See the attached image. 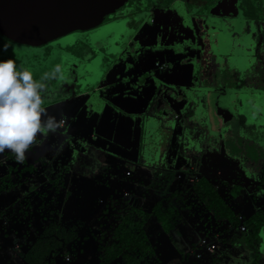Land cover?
<instances>
[{
  "label": "rangeland",
  "instance_id": "374dc122",
  "mask_svg": "<svg viewBox=\"0 0 264 264\" xmlns=\"http://www.w3.org/2000/svg\"><path fill=\"white\" fill-rule=\"evenodd\" d=\"M170 2L171 0H164L163 2L159 0H111L101 13L94 15V17L88 20L75 23L74 29H90L99 23L98 18H104L102 13H105V16L107 15L106 11L119 10L126 7H130L131 10H135L136 8L145 9L143 15L144 21L139 29L141 32H136L138 35L132 41L131 47H135L138 43L139 46L141 45L140 41L144 39L140 37L150 36V41L148 40L147 42L150 48L144 49L139 47L137 51L141 55L142 64H145L144 59L146 58V54L151 53L153 75L152 78L149 75L137 78L135 81L138 84L137 87L132 91H123L122 93L119 91L120 94L117 93L116 96H114L115 92L112 89V92H106V95L98 93L101 89H94V91H90V93L74 101L66 102V104H54L47 108V112L55 116L57 121H60L63 115L64 123L57 129L56 133L62 136L65 140L64 144L68 145L69 149L66 158H76V155L72 154V144H70L72 141L70 140L71 131L69 129L72 128L76 129L78 133L83 134L85 140L88 142L91 141L90 139H93L99 145L98 147L106 149L107 155H109L108 159L111 161L114 169L118 163L117 171L119 173L115 180L110 184H104L100 192L93 197V201L98 203L99 213L92 223V228L88 227L85 229L84 227L85 230H82L81 236L73 242V244L79 247V253L75 255L74 264H98L96 256L98 241L95 234L100 236L104 225L106 224L105 229L108 228L114 221V213L121 210L122 202H119V197H117L118 193H120L119 189L122 191L127 188L129 191L138 192L141 189L138 180H142L146 184L149 180V172L156 171L152 166L149 169L146 168V164H143L140 160L146 161L145 158H149L153 165H156L165 149L169 150L176 128L182 133L186 130L188 134H191L195 138L197 134L195 128L203 127L206 129L205 125H207V131L213 133L212 140L218 139L216 138L218 131L219 137H221L219 129L220 111L222 112L224 107L229 104L224 101L228 99V94L223 93L226 92L223 88H226L235 81H264V3L257 5L255 2L252 8L253 5L248 1L216 0L214 5H210L208 8L202 6L201 10L203 12L211 10L210 13L214 15V19L220 24V29L229 34L228 42L222 49L218 45L210 53L205 52L201 62L197 55L190 57L187 63L184 61L185 68L182 69L175 62H172V67L165 68L163 64H169L173 59L185 55L182 52L179 55L177 54V49L181 51L179 47H176L180 37H177V34L173 36V34L178 27L181 30L188 24V14L190 12L192 14L195 13L197 8L193 7L190 11L188 5L184 4V2ZM144 3L145 5H143ZM160 6L164 7L160 8ZM123 12L128 13L125 9ZM191 19H194V17H191ZM256 23L260 25L258 26L261 29L258 27L253 29ZM64 29L65 27L59 28L60 31ZM210 32H212L211 36L215 35V32ZM48 33L51 34V32ZM46 36L44 33L36 35L35 39L26 37L24 45L39 44L44 41ZM181 39L185 38L181 37ZM11 49L15 50L14 48ZM200 52L201 49L199 47L197 54H200ZM31 56L36 58V54ZM67 56V52L62 53L59 50L51 63L54 66H61L64 63V58ZM170 68L172 69L170 70ZM48 73H51V71ZM106 83L107 81L104 80L101 85ZM207 84L209 85L208 90L193 93L194 86L204 87ZM119 89H126V87ZM107 97L110 103L107 102ZM238 98L239 100L241 99L240 97ZM206 100L207 105H205ZM191 101L192 103H190ZM89 102L95 104L91 114L89 116L80 115L84 113L82 110ZM198 102L200 103V110H197L199 113L196 114L197 119H194L191 118L192 109ZM189 111H191V114ZM242 111L243 109L238 107V113ZM206 113L208 115L207 118ZM149 117L151 118L150 121L148 120ZM158 118H161V120H158ZM79 121L82 122L79 123ZM94 125H96L95 128ZM143 130H151L150 133L152 134L149 137L145 134V144L149 154V157L144 155L145 158L138 154L143 151L140 138V133ZM158 131H163L165 133L164 137L161 138L158 135ZM49 134L47 135V139L42 141H47L48 139L50 141L52 135ZM202 136L207 137L206 134ZM41 139L42 137L38 136L37 144L33 146L35 149L34 157L42 155L41 150L44 145L41 148L38 146ZM212 140L207 141V143L210 141L212 143ZM218 148V146H215L214 149L210 148L207 144L201 147L207 157H204L200 164L197 161L198 165L194 167V170L199 174L210 177L213 183L219 184L220 192L223 193L233 182H238L236 178L238 174L235 166L228 158H225L222 154H212L214 150L218 152ZM26 153L30 154L29 150ZM4 155V153L0 154V175L4 173V170L6 171L9 162L8 158ZM98 155L101 161L103 155L101 152ZM176 164V169L178 167L182 169L177 170L176 175L180 182L188 176L193 166L191 164L187 165L181 154L177 156ZM186 168H188L187 174ZM36 173L39 174L40 170L37 169ZM127 173L129 174L127 175ZM62 175L73 182L81 183V187L72 188L71 186L73 195H71L70 199L72 201H75L74 199L77 197L76 195L79 191H84L87 194L88 191H95L96 189V187H83L84 181H88L91 173L78 174L77 172H72L70 167L69 170H63ZM133 179L135 180L133 181ZM226 181H228L227 185L223 184ZM44 189L49 192L52 191V188L49 187ZM113 189L115 190L114 198L109 196ZM40 192L42 191L40 190ZM5 194L0 195V212H2L0 213V264H25L23 254L36 239L38 232L42 231V225L45 223L42 215L47 214L45 210L34 213L33 208L29 207L30 214L26 213L22 215L18 209L23 202L10 204L14 195L11 193ZM259 194V200H255L254 202L252 193L245 191L239 199L235 200L237 202L234 201V207L238 211L239 218L243 217L245 219V217H248L260 207H264V192H260ZM48 197L49 195H44L43 192L42 195L38 197L32 196L31 199L36 203L37 201L46 200ZM58 198L61 199L62 195ZM134 198L137 199L138 196L134 195ZM54 203L55 201H52L50 205L55 206V208L59 207V204L55 203V205ZM73 205L76 204H72L65 211L74 210L75 206ZM102 210L106 212V215H104ZM190 221L194 226L195 232L197 231L196 226L198 222H200L199 227L203 230V233H198L199 239L197 242L195 241L198 247L212 252L216 249V243L221 245L219 255L224 253L221 256L223 264L231 263L232 259L237 255L239 256V254H241L243 259L248 257L246 251L241 249L239 251L233 250L229 246L231 239H234L236 236L233 231L235 230L233 225L229 223L226 225L224 223L222 226H219L218 222L208 220L206 215L204 213L199 214V211L193 213ZM209 227L212 231L211 237H207L208 235H206ZM237 227H239L240 231H246L247 229L243 221L240 224L238 223ZM171 234L172 232L167 233L165 231L159 234L158 241L156 242L157 249L155 256L150 259L151 264H176L177 260L180 261L179 264H190V258L181 259L182 255L178 248V237L182 240L183 235H174V239H172ZM225 239L228 241H225ZM86 241H90L91 245L87 246ZM210 244L214 245L213 249L209 247ZM207 247L212 249V251L208 250ZM189 251L192 252V248ZM198 255L199 251L193 252L191 257ZM78 257L80 260H78ZM62 263V258L57 256L55 264Z\"/></svg>",
  "mask_w": 264,
  "mask_h": 264
},
{
  "label": "trees",
  "instance_id": "16d2710c",
  "mask_svg": "<svg viewBox=\"0 0 264 264\" xmlns=\"http://www.w3.org/2000/svg\"><path fill=\"white\" fill-rule=\"evenodd\" d=\"M214 1L216 0H209V3H214ZM242 1H248L253 5L252 8L254 7V0ZM199 4V1H195L192 5L197 7ZM143 18L141 16V19ZM258 25L256 23V27L253 29L257 27L261 29ZM137 26L138 24H134V27ZM137 85L135 81H124L113 86L112 90L122 93L123 91H132ZM121 87H126V89L120 90ZM208 89V84L204 87L194 86L193 93ZM223 89L226 91L223 93L228 94V99L224 101L229 104L224 107L222 112L220 111L219 129L221 137H219L218 131L216 134L218 139L212 140L213 133L207 131V125H205L206 129L203 127L195 128L197 131L195 138L186 130L182 133L176 128L169 150L165 149L163 155L158 159L159 162L153 165L149 158L144 157V155L149 157L145 144V134L148 137L151 136V130H143L140 133L143 151L138 154L146 160H140V162L146 164L145 167L148 169L150 166L154 167L156 171L149 172V180L146 184L142 180H138L141 186L140 191L132 192L125 188L129 191L128 194L119 196L118 201L122 202L121 210L114 213L112 224L106 229L105 224L104 228L101 229L100 236L96 235L98 264H151L150 259L156 253L158 236L163 231L172 232V239H174V235H183L182 240L178 237L181 259L190 258L191 254L188 250L190 247L194 248V251L201 250L198 256L189 259L191 260L189 261L190 264H223L221 256L224 253L219 255L221 245L216 243V249L210 252L196 244L199 239L198 233H203V230L199 227L200 222H198L195 232L190 220L193 213L198 211L199 214L204 213L208 220L218 222L219 226L224 223L234 226L235 230L233 231L236 236L231 239L232 242L230 241L229 246L233 250L246 251L248 257L243 259L239 254L229 264H264V207H260L245 219L238 217V211L234 207V203L237 202L235 200L239 199L243 192L252 193L254 202L259 200V193L264 192V81H235ZM238 97L241 99L239 100ZM107 100L109 101L108 97ZM196 105V112L191 115V118L194 119H197L196 114L199 113L197 110H200V103L198 102ZM205 105H207V100ZM94 107L95 104L89 102L83 108L84 113L82 115L89 116ZM238 107H241L243 111L238 113ZM189 112L191 114V111ZM159 119L161 120V118ZM148 120L150 121L151 118L149 117ZM71 132L75 134V130ZM50 134L52 135L51 142L49 139L42 141L47 139V137H42L38 143L40 148L44 145L40 156L34 157L35 149L32 147L29 149L30 154L26 153L25 159L21 163L16 160L11 152H4L9 163L8 172L0 177V195L6 192L14 195L10 204L24 200L18 209L22 215L26 214L29 207L33 205L31 197H38L43 192L44 195H49L47 201L41 200L43 203L49 204L56 201L60 195L62 198L57 199V201L65 203L67 207L70 204L82 206L80 204L83 202V209L80 214L76 215L77 225L70 233L72 237H75L93 218L98 216V203L93 201V197L97 193H94L93 190L88 191L87 199L82 196V191H79L75 201H72L70 199L73 195L71 186L72 188L81 187V183L65 178L62 175L63 170H69L71 167L72 172L78 174L91 173L88 181L85 179L86 182L84 181L83 187L92 188L100 182V177L97 178L98 175H104L102 178L106 184L115 180L118 174V163L114 169L108 159L107 151L94 143L93 145H81L82 151L76 154L79 156L78 158L73 157L71 161L62 162L60 158H66L69 148H67V144L60 141L63 137L58 133ZM76 134L79 135V133ZM204 134L207 137L202 136ZM158 135L162 138L165 133L158 131ZM209 140H212V143L211 141L207 143ZM205 144L213 149L218 146V152L214 150L212 154H222L230 160L237 170L238 182H233L223 193L220 192L219 184L213 183L210 177L194 170V167L198 165L197 161L200 164L202 159L207 157L201 149ZM148 147L150 146L148 145ZM99 152L103 155L101 161L99 160ZM179 154L185 159L187 165L193 166L188 176L180 182L176 175L177 170L182 169L180 167L175 168ZM37 169L40 170L39 174L36 173ZM186 170L187 174L188 168ZM12 176L16 181L11 180ZM227 182L223 184L227 185ZM47 183L48 186L41 187ZM46 187L52 188V191L45 190ZM134 195H137L138 198H134ZM109 196L114 198V191ZM103 210L102 212L106 215ZM85 211L88 212L85 213ZM56 214L58 221H60L61 217L63 218V212ZM242 221L246 225V231H240L237 227L238 223L240 224ZM54 227L59 233L57 224L52 221L43 227L41 233L37 234L36 239L23 254L25 264H55V256L58 254L61 245L67 243L69 239L66 237L62 242L58 241L53 233ZM206 235L211 237L210 227ZM225 241L228 240L225 239ZM179 263L180 261L177 260L176 264Z\"/></svg>",
  "mask_w": 264,
  "mask_h": 264
},
{
  "label": "flooded vegetation",
  "instance_id": "af4514ba",
  "mask_svg": "<svg viewBox=\"0 0 264 264\" xmlns=\"http://www.w3.org/2000/svg\"><path fill=\"white\" fill-rule=\"evenodd\" d=\"M159 1L163 2L164 0ZM173 1L181 3L184 2V4L188 5L190 11L193 9V7H196L192 5L195 1H199L200 4L196 7L197 10L195 13L192 14L190 12L188 14L187 23L189 25L187 24L183 29L177 31L176 33L177 37H180L179 43L176 44V47L181 49V51L177 49V54L179 55L182 52L185 53V55L173 59L171 62H169V64L164 63L163 67H172V62H175L178 67L184 69V61L187 63L190 57H195V55H197L198 58H200L199 61L201 62L205 52L210 53L212 49H216L218 45L220 49L226 46L229 34L220 29V24L214 19V15L210 13V9L206 12L201 10L202 6H206L208 8L210 5H214L215 1L214 3H209L207 0H171L170 3ZM254 1L257 3V5L264 3V0ZM143 5H145V3ZM162 7L164 6H160V8ZM124 9L125 11H128V13L123 12ZM112 11L115 12L112 13ZM144 11L145 9L141 10L140 8L131 10L130 7L106 11L107 15L105 16V13H102L104 18L101 19L97 25L91 27L90 29L70 30L64 35L62 34V36L60 35L59 37L52 38L48 40L47 43L37 47L15 43L13 40L8 39L0 34V60L13 59L18 67L22 66L23 68L29 70L33 74V78L39 81L45 73L50 71L52 72L56 67V65L54 66V64L51 62L59 50L62 53H68V56L64 58V63L61 65L63 78H59L58 75L57 78L46 81L47 98L44 104V107L46 108H49L54 104H66V102L69 103L87 93H90V91H94V89H101L98 93L102 94L106 92V89H112L113 86H116L117 84L124 81H136L137 78L144 76L146 77V75H149L152 78L153 72L151 68V53L146 54V58L144 59L145 64H142L141 56L137 51L139 47L144 49L150 48L147 44L148 40L150 41V36L140 37L144 39L140 41L141 45L139 46L138 43L135 47H131L132 41H134V38L136 35H138L136 32H141L139 29L141 28L142 22L144 21V18L141 19V16L144 15ZM191 17H194V19H191ZM134 24H138V26L134 27ZM210 31L215 32V35L217 36H211L212 32ZM181 37L185 39H181ZM199 47L201 52L200 54H197V49H199ZM11 48H14L15 50H12ZM184 50H186V52H184ZM33 54H36V58L31 56ZM131 56H135V58L127 60V58L129 59ZM141 65L145 67L146 74H142V72H140ZM171 69L172 68H170V70ZM104 80L107 81V85H101L102 81ZM196 106L197 105L193 106V112H196ZM72 130H75V134L70 132V140L72 141L70 143L72 144V154L76 155L82 151L81 145L83 144L93 145V143H88V141L85 140L83 134H76L78 133L76 129H69V131ZM60 141L64 143L65 140L62 139ZM94 144H96V141H94ZM78 157L79 156L76 155V158ZM60 160L62 162L71 161V157H62ZM7 172L8 168H6V171L4 170V173L1 174L0 177ZM128 174L129 173H127V175ZM98 177H100V182L92 186L96 187L94 193H98V190H101L102 186L106 184L102 178L104 177L103 174L98 175L97 178ZM81 178L83 179V177ZM11 180H14V176L11 177ZM48 185L49 184L47 183V185H44V187ZM113 191L115 195V190L113 189ZM82 192V196L86 198L88 193L86 194L84 191ZM119 192L121 194L118 193L117 197L123 194H128V191L125 189L122 191L119 189ZM8 194L10 193L6 192L5 195ZM57 199L55 203L59 204V207L56 208L55 206L50 205L51 202L48 204L39 201L36 203L31 201L33 205L30 207L33 208L34 213L41 210L46 211L47 215H42V218L45 220L44 225H42V229L48 223L53 221L57 224V228L59 229V233H57V229L55 227L53 228L55 238L61 242L66 237L69 239L67 243L61 245L58 254L55 256V259L57 256H59L62 258L63 264H72L75 261V255H78L79 253V247L78 245L73 244L76 239L75 237H72L70 233L77 225L76 215L80 214V211L83 209V202L80 204L82 206H79V204L73 205L75 206L74 210L65 211V209L68 207L65 205V203L58 202ZM44 201H47V199ZM21 202L24 203V200ZM71 205L72 204H70L69 207ZM61 211L64 215L63 218L61 217L60 221H58L56 213ZM86 212L88 211H85V213ZM27 213L30 214V209L27 210ZM94 220L95 218H93L92 221L87 226H85V229L88 227L92 228V223ZM38 233H41V231ZM86 245L90 246L91 242L86 241ZM78 260H80L79 257Z\"/></svg>",
  "mask_w": 264,
  "mask_h": 264
},
{
  "label": "clouds",
  "instance_id": "9594fccd",
  "mask_svg": "<svg viewBox=\"0 0 264 264\" xmlns=\"http://www.w3.org/2000/svg\"><path fill=\"white\" fill-rule=\"evenodd\" d=\"M58 75L63 78L60 65L37 81L13 59L0 60V154L7 150L22 163L26 152L37 144L38 136L46 138L63 125V115L57 121L44 107L46 81Z\"/></svg>",
  "mask_w": 264,
  "mask_h": 264
},
{
  "label": "water",
  "instance_id": "95a60500",
  "mask_svg": "<svg viewBox=\"0 0 264 264\" xmlns=\"http://www.w3.org/2000/svg\"><path fill=\"white\" fill-rule=\"evenodd\" d=\"M110 1L0 0V34L16 43L25 44L24 39L26 37L35 39L36 35L45 33L47 36L44 41L31 46L42 45L52 38L62 36V34L64 35L68 31L73 30L76 25L75 23L88 20L94 17V15L101 13ZM100 20L98 18L99 22ZM60 27H65V29L60 31ZM179 30L178 27L173 36ZM48 32H51V34ZM131 58H135V56H131L127 60ZM140 70L142 74L146 72L145 67L142 65L140 66ZM193 252L197 251H194V248H192V252L189 251L191 256ZM200 253L201 250L199 251ZM191 256L190 258H192Z\"/></svg>",
  "mask_w": 264,
  "mask_h": 264
},
{
  "label": "crops",
  "instance_id": "0c3cea01",
  "mask_svg": "<svg viewBox=\"0 0 264 264\" xmlns=\"http://www.w3.org/2000/svg\"><path fill=\"white\" fill-rule=\"evenodd\" d=\"M125 76V75H124ZM124 76H122V77H124ZM106 92H112V90L111 89H106ZM106 92H104V93H102V94H105L106 95ZM115 92V94H114V96H116L117 95V93H119V91L118 92H116V91H114ZM108 103H110V100L109 101H107ZM83 111V110H82ZM95 126L96 125H94V128H95ZM91 141H89L88 143H94V140L93 139H90ZM95 145H97V144H95ZM99 146V145H98Z\"/></svg>",
  "mask_w": 264,
  "mask_h": 264
},
{
  "label": "built area",
  "instance_id": "2783aa9c",
  "mask_svg": "<svg viewBox=\"0 0 264 264\" xmlns=\"http://www.w3.org/2000/svg\"><path fill=\"white\" fill-rule=\"evenodd\" d=\"M209 247H212V249H213L214 248V245L213 244H210ZM209 247H207L208 250H211L212 251V249H210Z\"/></svg>",
  "mask_w": 264,
  "mask_h": 264
}]
</instances>
